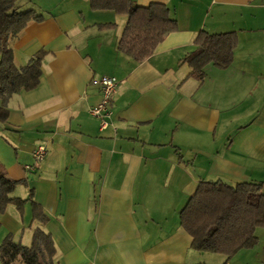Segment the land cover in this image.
Segmentation results:
<instances>
[{"label":"crops","instance_id":"obj_1","mask_svg":"<svg viewBox=\"0 0 264 264\" xmlns=\"http://www.w3.org/2000/svg\"><path fill=\"white\" fill-rule=\"evenodd\" d=\"M26 1L43 19L10 40L13 62L45 55L39 84L7 102L0 163L27 180L13 194L33 189L56 264H264L259 228L253 248L226 260L193 249L179 223L201 181H257L264 190V0H132L164 3L178 24L142 62L117 49L126 15L88 0ZM200 30L237 36L231 64H207L203 81L183 61ZM102 75L118 79L104 130L87 111L100 100L90 80ZM39 144L46 156L28 170ZM10 205L0 243L10 235L29 245L30 203L22 215Z\"/></svg>","mask_w":264,"mask_h":264},{"label":"trees","instance_id":"obj_2","mask_svg":"<svg viewBox=\"0 0 264 264\" xmlns=\"http://www.w3.org/2000/svg\"><path fill=\"white\" fill-rule=\"evenodd\" d=\"M94 10H111L126 15V23L117 49L136 62L148 59L164 37L176 31L178 24L169 8L161 2L137 5L132 0H88ZM26 0H0V122L8 118L7 102L20 91L35 88L40 81L43 50L37 52L21 67L13 62L10 40L30 22L40 21L43 15L34 7H24ZM114 24H103L102 28ZM237 36L233 31L209 33L200 30L196 48L183 59L191 68L189 76L198 81L205 78L204 67L227 68L233 58ZM27 180L10 178L0 163V214L8 204L15 205L20 215L30 203L32 229L29 245L14 241L7 235L0 243V264L19 259L24 264H56V248L51 235L43 229L48 221L41 206L33 200V189L27 198L13 195L18 184ZM180 226L191 236V247L197 251L222 254L231 259L242 249L258 243L257 228H264V190L261 182L238 181L231 185L223 181H201L195 192L179 211ZM19 256V257H18Z\"/></svg>","mask_w":264,"mask_h":264},{"label":"built area","instance_id":"obj_3","mask_svg":"<svg viewBox=\"0 0 264 264\" xmlns=\"http://www.w3.org/2000/svg\"><path fill=\"white\" fill-rule=\"evenodd\" d=\"M90 83L94 86H98L100 92V100L89 106L88 114L99 120L100 130H104L111 125L112 111L110 103L112 97L117 92L118 79L112 75H102L99 77H93ZM47 150L44 144L37 145L32 151V158L34 163L27 165L26 169L33 170L36 164L44 159Z\"/></svg>","mask_w":264,"mask_h":264},{"label":"rangeland","instance_id":"obj_4","mask_svg":"<svg viewBox=\"0 0 264 264\" xmlns=\"http://www.w3.org/2000/svg\"><path fill=\"white\" fill-rule=\"evenodd\" d=\"M21 188H23V187H21ZM14 196H17V197H20V198H22L21 196H19V195H17V193H15V194H13ZM10 207H14L13 205H10ZM14 210H15V208H14ZM26 214H27V216H29V218H30V215H31V211H30V207L28 206V205H26ZM257 232H258V236H259V238H260V244H261V246H264V228H259V229H257ZM30 243V242H29ZM28 243V244H29ZM263 248V247H262ZM19 257V256H18ZM20 258V257H19ZM22 261V260H21ZM11 264H16L15 262H13V263H11ZM22 264H24L23 263V261H22Z\"/></svg>","mask_w":264,"mask_h":264}]
</instances>
